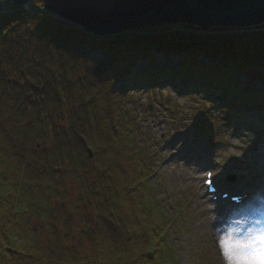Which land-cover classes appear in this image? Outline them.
Here are the masks:
<instances>
[{"label": "trees", "instance_id": "obj_1", "mask_svg": "<svg viewBox=\"0 0 264 264\" xmlns=\"http://www.w3.org/2000/svg\"><path fill=\"white\" fill-rule=\"evenodd\" d=\"M160 51L187 56L160 66ZM140 62L150 71L128 79ZM253 80L264 81V25L98 37L42 0L25 8L0 0V264H175L159 238L166 222L138 94L171 85L207 91L205 106L213 91L230 107H253L264 103ZM209 111L200 125L214 130ZM71 184L80 193L72 204Z\"/></svg>", "mask_w": 264, "mask_h": 264}, {"label": "rangeland", "instance_id": "obj_2", "mask_svg": "<svg viewBox=\"0 0 264 264\" xmlns=\"http://www.w3.org/2000/svg\"><path fill=\"white\" fill-rule=\"evenodd\" d=\"M239 85L243 87L244 83ZM252 86L264 91L262 80H253ZM156 91H140L142 104L134 113L142 127V142H147L146 149L154 156L152 172L156 175L151 185L156 190L154 200L159 201L158 207L166 222L165 237L159 238L164 245L171 240L170 245L178 247L175 251L178 264H218L212 225H216L218 232V226L222 229L228 223L231 232L242 240L250 232L264 231V213L251 217L249 214L253 211L244 209L216 210L203 189L206 162L212 163L208 167L215 166L214 177L222 188L237 191L243 187L253 194L264 189V137L259 138L258 131L244 128L240 115H230L231 123H225L220 111L214 115L219 108V104H214L211 111L217 119L210 138L214 145L210 146L192 128L197 118L196 105H202L206 115L210 112V106H205L207 97L170 86ZM163 100L167 103L164 107ZM148 108H152L150 113L146 112ZM206 146L213 152L211 158L188 162L197 158L198 151ZM229 178H234L233 182ZM74 188L72 184L69 186L70 204L80 194ZM169 219L174 225L168 226Z\"/></svg>", "mask_w": 264, "mask_h": 264}, {"label": "water", "instance_id": "obj_3", "mask_svg": "<svg viewBox=\"0 0 264 264\" xmlns=\"http://www.w3.org/2000/svg\"><path fill=\"white\" fill-rule=\"evenodd\" d=\"M32 1L10 0L17 8L29 6ZM42 1L50 14L98 37L177 26H192L209 33L264 25V0Z\"/></svg>", "mask_w": 264, "mask_h": 264}, {"label": "clouds", "instance_id": "obj_4", "mask_svg": "<svg viewBox=\"0 0 264 264\" xmlns=\"http://www.w3.org/2000/svg\"><path fill=\"white\" fill-rule=\"evenodd\" d=\"M248 206L264 205V189L253 193ZM240 240V243H236ZM218 264H264V231L250 232L242 240L225 223L216 235Z\"/></svg>", "mask_w": 264, "mask_h": 264}, {"label": "bare ground", "instance_id": "obj_5", "mask_svg": "<svg viewBox=\"0 0 264 264\" xmlns=\"http://www.w3.org/2000/svg\"><path fill=\"white\" fill-rule=\"evenodd\" d=\"M263 175H264V174H263ZM247 209L251 210L250 207H248ZM254 209H255L254 214L251 213V214H249V216H251V217H252V216H255V214H257L258 212H259V214H261V213H260V210H261V209H257V208H254ZM216 214H217V213H216ZM218 214H220V213H218ZM214 215H215V213H214ZM220 230H221V227L218 226V232H219ZM218 232H217V229H216V225H212V231H211L212 236L216 238V235H217Z\"/></svg>", "mask_w": 264, "mask_h": 264}]
</instances>
